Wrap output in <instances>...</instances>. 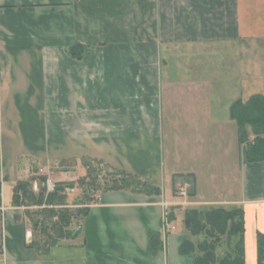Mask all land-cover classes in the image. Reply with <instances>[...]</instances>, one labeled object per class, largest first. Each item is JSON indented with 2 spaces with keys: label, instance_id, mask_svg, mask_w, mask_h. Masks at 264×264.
<instances>
[{
  "label": "crops",
  "instance_id": "crops-1",
  "mask_svg": "<svg viewBox=\"0 0 264 264\" xmlns=\"http://www.w3.org/2000/svg\"><path fill=\"white\" fill-rule=\"evenodd\" d=\"M255 94L264 0H0V264H193L178 253L183 212L207 206L243 210L257 264L264 161H246L230 118ZM85 158L159 194L98 190L75 238L34 248L13 186L77 181Z\"/></svg>",
  "mask_w": 264,
  "mask_h": 264
},
{
  "label": "trees",
  "instance_id": "trees-1",
  "mask_svg": "<svg viewBox=\"0 0 264 264\" xmlns=\"http://www.w3.org/2000/svg\"><path fill=\"white\" fill-rule=\"evenodd\" d=\"M69 53L80 58L83 45H75L68 49ZM230 118L235 121L238 130V141L244 146V156L247 162L264 161V96L255 94L243 102L234 101L230 106ZM250 129V132L247 131ZM252 137V138H251ZM93 160L85 158L82 161L86 174L77 181L56 182L51 193L32 191V181H18L12 189L11 204L13 206H44L39 211H26L25 216L30 222L34 233L31 246L37 249L53 247L64 239H73L78 234V220L85 215L86 208H63L54 210V206L66 205L67 197L61 193L66 187H78L82 190L79 204H88L98 190L127 189L132 192L147 195H158L159 190L125 172L98 167L100 170L111 171L110 181L101 186L98 180L97 168L89 167ZM95 162V161H94ZM51 207V208H49ZM53 218L54 221H53ZM174 219L173 210L167 213V222ZM73 226V228H72ZM183 226L188 236L184 237L178 248L181 256H191L193 264H245L244 258V219L240 207L224 208L221 206L189 207L183 212ZM72 228V229H71ZM204 236L202 241L192 238ZM148 239L151 251L161 249L159 234L149 232ZM227 250L217 253L222 243ZM1 252V244H0ZM257 264H264V234H256Z\"/></svg>",
  "mask_w": 264,
  "mask_h": 264
},
{
  "label": "rangeland",
  "instance_id": "rangeland-1",
  "mask_svg": "<svg viewBox=\"0 0 264 264\" xmlns=\"http://www.w3.org/2000/svg\"><path fill=\"white\" fill-rule=\"evenodd\" d=\"M90 163H91L90 164L91 166H89V167H93L95 169L96 168L98 169V170H96V172L98 173V178H97L98 180H96V184L98 185V183H99V185L101 186V188H103V185L102 184L106 183V181H108V179L110 181V178L108 176H109V174L112 175L113 173L111 171H107L106 169L105 170H100L98 168V167H101L100 165H102V163L100 161L93 160V162H90ZM57 166L58 165L56 164L54 167H57ZM77 171H79V174H81V171L80 170H77ZM75 188H76V191H75L74 196L67 199L68 201L71 202V204L72 203L73 204H79L80 203V199L82 197V193H81L82 190L80 188H78V187H75ZM49 208H51V207H49ZM53 208H54V210L56 209V211H57L58 209H63L64 208V205L54 206ZM72 209H76V208H72ZM32 211H39V210H30V212H32ZM54 219L55 218H53V221H54ZM173 225H174V227H176L177 225L179 226L180 225V220H178V221L174 220L173 221ZM72 228H73V226H72ZM203 239H204V236L203 235H200L198 237H194L193 238L194 241H202ZM227 248H228L227 245L223 242L219 246V248L217 250V253L220 255L221 253H223L224 251H226Z\"/></svg>",
  "mask_w": 264,
  "mask_h": 264
},
{
  "label": "built area",
  "instance_id": "built-area-1",
  "mask_svg": "<svg viewBox=\"0 0 264 264\" xmlns=\"http://www.w3.org/2000/svg\"><path fill=\"white\" fill-rule=\"evenodd\" d=\"M45 194L51 193L54 188H55V183L49 178V177H45ZM32 191L34 193H36L38 191V189L36 188V186L32 187ZM76 189L74 187L70 188V187H66L63 192L61 193L62 195L69 197L75 194ZM178 196H186V193L183 189H180L178 191ZM88 206V204H66L64 205V208H86ZM15 209L19 210V211H23L24 213L26 211H30V210H39L42 209L44 206H26V205H21V206H13ZM0 210H3V208H1V204H0Z\"/></svg>",
  "mask_w": 264,
  "mask_h": 264
},
{
  "label": "water",
  "instance_id": "water-1",
  "mask_svg": "<svg viewBox=\"0 0 264 264\" xmlns=\"http://www.w3.org/2000/svg\"><path fill=\"white\" fill-rule=\"evenodd\" d=\"M35 181V184H36V188L38 190H42V191H45V178H39V179H36L34 180Z\"/></svg>",
  "mask_w": 264,
  "mask_h": 264
}]
</instances>
